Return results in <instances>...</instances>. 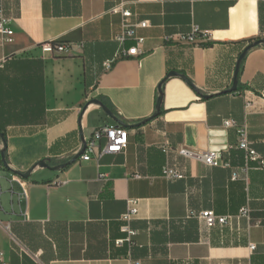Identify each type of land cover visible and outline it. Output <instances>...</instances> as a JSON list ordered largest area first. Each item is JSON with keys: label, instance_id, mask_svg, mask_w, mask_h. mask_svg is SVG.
Returning <instances> with one entry per match:
<instances>
[{"label": "crops", "instance_id": "obj_1", "mask_svg": "<svg viewBox=\"0 0 264 264\" xmlns=\"http://www.w3.org/2000/svg\"><path fill=\"white\" fill-rule=\"evenodd\" d=\"M119 2L134 19L149 21L138 30L139 56L123 55L133 41L116 40L123 17L108 11ZM4 7L13 35L7 41L0 34V132L7 142V165L0 162L1 259L264 264V169L249 161L243 174L247 160L238 147V127L246 126L264 158V43L247 52L230 91L240 54L264 40V0H4ZM195 28L196 40H185ZM56 39L69 50L44 53L42 44ZM172 71L177 75L168 76ZM226 119L237 126L225 127ZM117 124L129 131L124 153L80 159L96 129ZM166 142L219 151L223 164L165 154ZM42 160L50 168H33ZM167 163L185 177L166 178ZM32 168L28 178L19 175ZM129 198L139 199L131 222L138 234L132 245L117 246ZM244 207L249 217L240 214ZM203 210L229 221L209 228L198 217Z\"/></svg>", "mask_w": 264, "mask_h": 264}, {"label": "built area", "instance_id": "obj_2", "mask_svg": "<svg viewBox=\"0 0 264 264\" xmlns=\"http://www.w3.org/2000/svg\"><path fill=\"white\" fill-rule=\"evenodd\" d=\"M111 14H118L123 17V25L120 33L117 35L116 40L124 45L128 41H133L134 44L128 49L123 51L124 56H139L141 54L140 46L144 42V38L138 35V30L147 28L149 21L145 19H134L135 14L132 9L127 5L126 2H119L113 5L109 11ZM10 20L7 18L4 7V0H0V34L7 41H10L13 35V31L10 29ZM199 33V29L195 28L191 33L187 34L184 39L190 42H194ZM57 40V39H56ZM56 40L44 42L42 44V50L44 53L51 56L60 55L69 50V47L63 43H56ZM113 60L105 62V67L110 68ZM224 126L227 128L236 127L235 121L232 119L224 120ZM239 143L238 147L245 155L247 164L241 169L243 174H247L249 170V161L256 162L258 167L264 169V158L261 157L255 149L252 147L248 129L246 126L238 127ZM104 140L103 146L99 145V142ZM129 144V131L122 125H105L96 129L89 139L84 141V149L80 153V159L83 161H90L92 159L91 154L96 153L97 156L102 157L105 154H120L124 153ZM3 145L0 144V162L2 160L1 150ZM165 154H170L176 151L179 155L193 160H198L204 164L214 167L222 165L221 153L216 150H202L196 151L187 147H181L174 149L169 142H166L163 147ZM164 176L168 179H182L185 177L184 171L175 165L167 163L163 167ZM241 173L238 171L233 172L232 179L236 180L240 178ZM18 182L24 187V182L18 178ZM26 191V190H25ZM139 199L129 198L127 200V210L122 215L123 224L121 226V232L124 234L123 237L117 239L115 244L122 246L124 244L132 245L134 237L138 234V230L135 229L131 222L138 215ZM240 214L242 216H250V209L244 207L241 209ZM199 219L204 221L207 227L211 228L216 225L224 226L228 223L229 217L217 215L213 210H203L198 213ZM130 264H139L136 261H130ZM0 264H7L3 259L0 258Z\"/></svg>", "mask_w": 264, "mask_h": 264}, {"label": "water", "instance_id": "obj_3", "mask_svg": "<svg viewBox=\"0 0 264 264\" xmlns=\"http://www.w3.org/2000/svg\"><path fill=\"white\" fill-rule=\"evenodd\" d=\"M260 43H264V40H257L251 44H249L243 51L242 53L240 54L239 58H238V62H237V66H236V70H235V75H234V83H233V86L231 87L230 91H235L236 88H237V84H238V74H239V69H240V64H241V61L243 60V58L245 57V55L247 54V52L253 48L254 46L260 44ZM174 75H177V73L175 71H172L169 73L168 76H174ZM187 80V79H186ZM189 84L190 81L187 80ZM159 91H160V96L158 97V100H157V110L155 112V116L159 115L160 114V108H161V104H162V88H161V84L159 85ZM208 95H205V97H207ZM94 103L96 104H100L103 108V110L111 117V118H114L113 116V113L112 111L110 110V108L105 105L101 100L99 99H95L93 101ZM123 126V125H122ZM0 138L3 142V148L1 150V156H2V161L4 162L5 165H7V162H6V159H5V154H6V149H7V142H6V138L4 136L3 133L0 132ZM80 154V153H79ZM73 161H75V159H73ZM72 161V162H73ZM68 163H64L62 165H59V166H56V167H53V169L57 170L59 168H63L67 165ZM36 166H41V167H46V168H50V165L49 163H47L46 161L42 160V161H39L33 168H35ZM32 169H30L29 171H27L26 173H19V175L23 178H28L32 172Z\"/></svg>", "mask_w": 264, "mask_h": 264}, {"label": "trees", "instance_id": "obj_4", "mask_svg": "<svg viewBox=\"0 0 264 264\" xmlns=\"http://www.w3.org/2000/svg\"><path fill=\"white\" fill-rule=\"evenodd\" d=\"M56 43H63L64 44V42L61 40H56Z\"/></svg>", "mask_w": 264, "mask_h": 264}]
</instances>
